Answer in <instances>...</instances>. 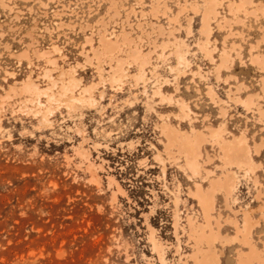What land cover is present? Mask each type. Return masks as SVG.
<instances>
[{
    "label": "rangeland",
    "instance_id": "374dc122",
    "mask_svg": "<svg viewBox=\"0 0 264 264\" xmlns=\"http://www.w3.org/2000/svg\"><path fill=\"white\" fill-rule=\"evenodd\" d=\"M212 5L206 39L203 14ZM103 35L118 37L113 53L103 50ZM260 108L264 0H0V264L213 261L198 246L218 264H241L250 243L264 255ZM241 135L253 168H222L221 143ZM180 136L202 142L197 174ZM227 172L237 181L231 192H213L205 231L218 238L209 249L193 233L206 222L195 192Z\"/></svg>",
    "mask_w": 264,
    "mask_h": 264
},
{
    "label": "bare ground",
    "instance_id": "6f19581e",
    "mask_svg": "<svg viewBox=\"0 0 264 264\" xmlns=\"http://www.w3.org/2000/svg\"><path fill=\"white\" fill-rule=\"evenodd\" d=\"M214 6H216V5L208 6L205 9L204 14H203V28L202 29H203V34L206 35V37H205L206 39L209 38V31H210V27H211L210 26V20H211V17H212L211 15H213V13L214 14L217 13V11L215 10V7ZM101 40H102V45H103L102 47H103V50H105V52H112L113 53V51L117 50V48L119 47L118 37H116V40H114L111 37H107V35H103L102 38H101ZM180 43H182V46H183V42H180ZM180 43H178V44H180ZM54 49L57 50L58 49V46L57 45H54ZM180 50L177 49V53H179V60H180L179 62H181V61H184L185 62L187 60V58H185L186 56H184V54H181L180 53L181 52ZM184 50L186 51V48ZM132 58H134L135 60H138L141 63V66H143L146 63V61L148 62V60L146 59V57L138 49H134L133 50ZM223 59H226V57H223ZM55 62L56 61L54 60L53 63H55ZM118 65H120L119 61H118ZM61 71H62V75H65V74H68L69 75L70 82H72V81L75 82V80L77 79L75 77V75H74L73 70L72 71H65L64 69H62ZM122 75H124V73L122 72V70L119 69V68H117V70H115L113 72L112 78H114V80H117L118 81V79L120 80V77ZM139 78L140 79L141 78L142 79H145V72H144L143 69L140 70ZM51 82H52L53 85H56L58 83L57 79H55V78H51ZM61 82H62V80H61ZM28 85L30 87L29 89H33L35 91H39V86L37 85V83L35 81L29 79L28 80ZM62 88L67 89L66 83H62ZM210 92H211L212 95L216 96V93L214 92V90L212 88H210ZM71 99H76V97L74 95H72L71 96ZM252 103H253V100H252V98L249 97L248 103H246V104L249 105V104H252ZM259 111H260V115L264 116V110H262V108H260ZM214 130H216V129H214ZM219 130L223 131V129H219ZM224 131H225V129H224ZM170 135H172V134H170ZM179 135H181V134H179ZM172 138H174V140H176L177 135L175 137V132H173ZM201 138H202V136H201ZM179 139L181 140V144H179L180 145L179 146L180 147L179 148L180 149L179 151H180L181 154H184V156H185L184 158H185V161H186V164H187L188 168L193 173H195V174L199 173L200 170H201L200 157L202 156V151H201V143L202 142H200L199 140H192V139H187V138L181 139V136H180ZM245 139H246L245 136L244 135H241L238 139L235 138V140H233L232 142H229L228 140H224L221 143V146H222V149H223L222 150L223 151L222 155H223V163H224L222 165V168H223V166L225 167L228 164H230V165H236L238 167L245 166V167H248L249 169L250 168L251 169L253 168V166H254V162L253 161L254 160H252V158H251L249 146L246 144ZM225 175L226 176H225L224 179H221V178L214 179L212 181V183H211L212 184V188L209 189L208 191H204V189L202 188V186L200 184H197V190L195 192V195L199 198V201H200V203L202 205V208H203V211H204V217H205V220H206V222H205L206 224L205 223H202L200 225L199 230H197V231L195 230V232H193V233H197L196 237L195 236H193V237L196 238V241L197 242L205 239L206 242H207L208 247H210L209 249H213L212 246L214 245V241H215L216 238H218L217 237V234H215L214 231H212L214 229H211V234L210 235H207V233L205 231V227L211 226V223H212L211 222V210L213 209V205H214L213 192L218 187L225 188L228 192H231L234 189V187L236 185V181H237V177H236V174L234 172H227ZM248 210H245V212H244L245 213L244 214L245 215L244 219H246V220H244V222H246V225H245L246 228L245 227L244 228L246 229L245 239H246V241H248L250 243V239H249L248 235L250 234L249 230H251L250 229V224L252 222V214ZM190 223H191V225H194L192 219H190ZM153 234H154V232L152 233V235ZM220 236H221V234H220ZM152 240H153L152 242L154 243L155 248L159 249L158 252H160V254H159V255H161L160 257L162 258V260H164V255H163V253H162V251L160 249L161 248V245H162L161 242L154 235L152 236ZM250 244H251L250 251L249 252H243L240 255V263L241 264H246L244 262L247 261V263H248V261H250L252 259H257V260L261 261V263L263 262V264H264V255H262L260 253L261 250L259 251L258 249H256L252 245V243H250ZM205 249L206 248H204V247L198 246V251L200 253H203L202 254L203 261L206 260V259H208L209 257H211V258L213 257L212 258L213 261H211V259L209 258L210 261H211V263L213 262L214 264H218L217 254H215L214 252H211L210 253V251H209L208 254H206V253H204L205 252L204 251ZM215 255H216V257H215ZM199 257L200 256L195 255L194 259H195V261H196L197 264H199V263L202 264L200 262V260H199ZM209 259H208V261H209ZM208 261L207 260L204 261L203 264L205 262L207 263ZM209 262L207 264H209Z\"/></svg>",
    "mask_w": 264,
    "mask_h": 264
}]
</instances>
